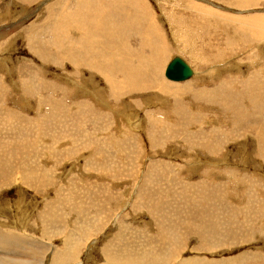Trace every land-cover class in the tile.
I'll return each mask as SVG.
<instances>
[{
    "label": "rangeland",
    "instance_id": "rangeland-1",
    "mask_svg": "<svg viewBox=\"0 0 264 264\" xmlns=\"http://www.w3.org/2000/svg\"><path fill=\"white\" fill-rule=\"evenodd\" d=\"M82 1L87 3L83 4L85 9L82 13L71 10ZM148 1L149 13L157 23L146 24L145 29L140 30L145 37L143 42L123 34L120 16L134 12L127 0H103V3L100 0H0V152L9 154L7 158L11 160L7 159L6 163H12L6 168L12 166L11 173L15 170L22 176L28 169L33 170L32 174L21 178L18 174L14 176L16 179L10 176L8 185L0 188V231L20 233L19 236L32 239L28 248L38 251L39 255L32 264H56L69 244L80 235L79 231L84 229L92 232L89 234L92 236L87 237L91 242L97 240L98 244L90 255L92 259L88 257L89 261L86 253L82 254L83 264L99 263L100 257L96 252L110 240L121 252L145 248L141 241L148 236L151 239L149 244L155 245L157 239L148 232L157 227H162L166 234L172 236L175 227L186 231L183 237L185 248L192 247V251H178L179 260L195 256L220 261L246 253L248 264H253L259 256L251 257L250 254L264 253V236L259 232L264 229V155L261 152L262 157H256L255 153L262 145L259 146L253 135L258 129L264 132V97H247L244 103L234 99L240 97L242 90L252 89V86L253 89H264L262 24L260 21L232 18L237 15H212L208 8L199 6V9L192 5L177 9L191 14L187 20L195 18L208 23L209 31L214 35L198 32L200 29L175 33L169 21L178 16L173 10L176 3L166 2L167 5L163 6L158 5L159 0ZM88 3H95V6ZM125 5L126 9L122 10ZM53 10L59 15L52 17ZM240 13L264 14V6L241 9ZM95 15L99 17L95 18ZM219 19L224 20L226 26L241 27L256 33L259 38L247 40L242 33L220 32L221 26L218 25L219 34L215 30ZM66 20L69 21L64 23L62 30L52 26ZM86 31L87 36H82ZM102 32L108 33L102 36ZM79 33L82 37L78 38ZM182 33H188L185 38H192L189 48L183 45L187 39L180 37ZM234 36L236 39L232 40ZM40 37L42 39L38 40ZM80 37H87L94 46L85 43L88 40L80 43ZM63 38L64 43L61 41ZM251 42L255 44L249 46ZM86 49L91 50L88 52ZM189 49L194 50L193 53ZM174 57L183 59L194 72L190 79L175 85L163 76ZM82 60L86 64L84 69L78 68ZM100 68L104 70L100 71ZM103 72L105 74L101 76ZM105 83L114 88L107 89ZM130 85H138L137 90L128 91L132 88ZM198 90H203L204 96L209 98H200ZM253 100L259 101L250 109L248 106ZM184 114L190 119L177 121L185 117ZM148 116L157 118L161 127L152 125ZM158 128H161L159 133H152L154 129L159 131ZM202 148L214 149L217 154H208ZM44 179L47 182L42 186L40 181ZM70 190L72 194L78 193V197H67ZM85 206L95 208L90 211V214L98 213L95 221L90 214L86 219L78 215L82 208H88ZM238 223H243V226L236 229ZM254 226L257 230L252 239L240 237L244 230L247 235L248 229ZM198 228L200 231H196ZM200 234H203L202 238ZM218 235L223 237L218 238ZM209 242L211 246H208ZM0 256L17 261L29 260V256L15 253V250ZM73 262L78 264V258ZM222 264L227 263L224 261Z\"/></svg>",
    "mask_w": 264,
    "mask_h": 264
},
{
    "label": "bare ground",
    "instance_id": "bare-ground-1",
    "mask_svg": "<svg viewBox=\"0 0 264 264\" xmlns=\"http://www.w3.org/2000/svg\"><path fill=\"white\" fill-rule=\"evenodd\" d=\"M103 1V0H102ZM101 0H100V2L101 3H103ZM198 0H196V2H197ZM200 1V0H199ZM205 1V0H204ZM218 1V0H217ZM224 1V0H223ZM226 1H229L230 3H228V4H231V5H233V6H235V7H237V8H239V9H247V8H251V7H257V6H264V0H226ZM94 2H96V0H94ZM201 2V1H200ZM81 3V5H79V6H76L75 8H71V10H74V11H77V12H79V13H82L83 11H82V9L84 8L85 9V7H83L84 5L83 4H87L86 3V1H82V2H80ZM116 3H117V1H116ZM127 3L130 5V7L132 8V11H134L133 13H131V14H126V13H123V14H121V16H120V19H121V23H122V28L124 29V36L125 37H127V38H130V39H132V40H134V39H136V40H140V41H143V42H145V39H143V32L142 31H140L143 27H145L144 26V20H142V19H137V18H139L140 16H147V13L149 14V17L151 18V14L149 13L150 11H151V8H150V6L148 5V3H147V0H127ZM202 3V2H201ZM88 4H90L91 6H95V3H88ZM163 6L164 5H167V3L166 2H162L161 3ZM200 4V3H199ZM217 4V3H216ZM215 4V5H216ZM227 4V3H226ZM89 5V6H90ZM219 5V4H218ZM104 6V5H103ZM124 6V5H123ZM207 6V5H206ZM211 6V5H210ZM118 7V6H117ZM122 7V6H121ZM129 7V8H130ZM180 7H182L180 4H177L176 3V9H173L175 12H177V10H178V12H179V9H177V8H180ZM208 7V6H207ZM214 7V6H213ZM218 7V6H217ZM228 7V6H227ZM59 8H61V7H59ZM93 9H95V7H92ZM110 8V7H109ZM120 8V7H119ZM128 8V7H127ZM128 8V9H129ZM212 8V7H211ZM215 8V7H214ZM124 9H126V5H125V7H123L122 8V10H124ZM232 9V8H231ZM55 10V9H54ZM54 10L53 11H51V16L52 15H56L57 13H55L54 12ZM116 10V9H115ZM115 10L113 11V15L115 16ZM211 13H212V15H225V16H229L226 12H225V14H220V13H217V12H215V11H212V10H210V9H208ZM223 10V9H222ZM235 10V9H234ZM248 10H250V9H248ZM56 11V10H55ZM120 11H121V8H120ZM172 11V10H171ZM183 11V10H182ZM229 11V10H228ZM240 11V10H239ZM89 12H90V10H89ZM103 12V11H102ZM230 12V11H229ZM256 12V11H255ZM120 13V12H119ZM179 13H181V11L179 12ZM184 13L185 14H182V15H184L183 17H181V20H187V18L189 17V16H191V14H189L188 12H186L185 10H184ZM235 13V12H234ZM50 14V13H49ZM60 14H62V13H60ZM75 14V13H74ZM99 14V13H98ZM230 14V13H229ZM263 14V13H262ZM262 14H260V13H258L257 15H251V14H244V15H241V18H239L238 16H235V17H233L232 16V18H234V19H250V20H253V21H260L261 22V24H262V27H263V29H264V14L262 15ZM57 15H59V14H57ZM89 15V14H88ZM106 15V14H105ZM109 15V14H108ZM107 15V16H108ZM137 15H140V16H137ZM181 15V16H182ZM110 16V15H109ZM180 16V15H179ZM52 17H55V16H52ZM63 17H64V14H63ZM89 18H90V16H88ZM99 17V16H98ZM98 17H96V15H95V18H98ZM104 17V16H103ZM178 17V16H177ZM229 17H231V15L229 16ZM56 18H57V16H56ZM66 18V17H65ZM88 18V19H89ZM94 18V17H93ZM113 18V17H112ZM146 18V17H145ZM179 18V17H178ZM61 19H62V16H61ZM107 19H109V18H107ZM137 19V20H136ZM193 19H195V18H193ZM193 19H191V20H189V21H192ZM84 20V19H83ZM85 20H86V18H85ZM92 20V19H91ZM90 20V21H91ZM146 20H148V19H146ZM170 20V19H169ZM174 20H176V19H174ZM195 20H197V19H195ZM57 21V20H56ZM67 21H69V20H66V21H59L58 23H53V25L52 26H54V28H56V29H58V30H62L63 29V27L65 26L64 25V23L65 22H67ZM90 21L88 22L89 24H91L90 23ZM96 21V20H95ZM109 21V20H108ZM113 21H114V18H113ZM112 21V22H113ZM152 21V20H151ZM198 21V20H197ZM82 22V21H81ZM80 22V23H81ZM104 22V21H103ZM150 22V21H149ZM148 22V23H149ZM153 22H154V20H153ZM152 22V23H153ZM176 22H178L177 20H176ZM176 22H173V23H175L176 24ZM187 22V21H186ZM192 22H194V21H192ZM47 23V22H46ZM93 23V22H92ZM102 23V22H101ZM157 23V22H156ZM182 23H184V22H182ZM189 23V22H188ZM197 24L199 23V22H196ZM94 24H95V22H94ZM96 24H98V22L96 23ZM105 24H106V20H105ZM107 24H109L108 22H107ZM181 24V23H180ZM47 25V24H46ZM91 25H93V24H91ZM99 25V24H98ZM104 25V24H103ZM113 25V24H112ZM117 25V24H116ZM150 25V24H149ZM172 25V24H171ZM184 25V24H183ZM188 25H190V24H188ZM192 25H193V23H192ZM190 26V27H193V26ZM218 25L219 26H222V27H224V28H226V29H228L229 30V32L231 31V32H236V33H242V35L243 36H245L246 37V39L248 40V39H254V38H257L258 37V35L256 34V33H254V32H252V31H249V30H245V29H243V28H241V27H229V26H226L225 25V22H224V20H222V19H219V21L217 22V24H216V29L215 30H217L218 31V33H219V27H218ZM51 26V27H52ZM80 26V25H79ZM94 26V25H93ZM92 26V27H93ZM106 26V25H105ZM105 26H104V28H105ZM107 26H109V25H107ZM106 26V27H107ZM115 26V25H114ZM185 26H187V25H185ZM185 26H183L182 28H183V30H184V27ZM197 26V25H196ZM195 26V27H196ZM90 27V26H89ZM91 27V28H92ZM101 27V26H100ZM194 27V28H195ZM198 27V26H197ZM208 27V26H207ZM50 28V27H49ZM82 28V27H81ZM95 28H96V26H95ZM102 28V27H101ZM103 28V29H104ZM119 28V27H118ZM152 28V27H151ZM211 27L209 26L208 27V33L209 34H212V35H214V33L213 32H211V31H209V29H210ZM41 29V28H40ZM93 29V28H92ZM102 29V31H104ZM112 29V28H111ZM110 29V30H111ZM114 29V28H113ZM187 29H188V26H187ZM197 30H198V28H196ZM199 29H200V26H199ZM203 29H204V27H203ZM221 29V28H220ZM55 30V29H54ZM77 30H79L80 31V29H77ZM85 30V29H84ZM97 30V29H96ZM120 30H121V28H120ZM179 30H181V29H179ZM71 31V30H70ZM82 31V30H81ZM99 31V30H98ZM98 31H97V33H98ZM101 31V30H100ZM105 31H109V30H105ZM104 31V32H105ZM116 31V30H115ZM185 31H187L186 30V28H185ZM185 31H180V34H181V32H185ZM222 31H223V28H222ZM222 31H220V32H222ZM226 31V30H225ZM224 31V32H225ZM45 32V30L43 31V33ZM63 32H64V30H63ZM92 32L94 33L95 31L94 30H92ZM92 32H90V33H92ZM112 32H113V30H112ZM177 31H175V33H176ZM198 32H203V30H202V28L198 31ZM37 33H38V30H37ZM40 33V32H39ZM46 33V32H45ZM49 33V32H48ZM58 33V32H57ZM60 33V32H59ZM73 33V32H72ZM74 33H76V32H74ZM82 33V32H81ZM86 33H88L87 31L84 33V35H82V36H87V34ZM103 33V32H102ZM106 33H108V32H106ZM105 33V34H106ZM116 33V32H115ZM145 33H147V31L145 32ZM153 33V32H152ZM183 33H182V35H183ZM104 33L102 34V36L103 35H105ZM110 34H112V33H110ZM178 34V33H177ZM179 34V35H180ZM187 34L188 33H186L185 35H183V36H181L180 35V37H182V39H183V37L185 36H187ZM220 34V33H219ZM37 34L35 33L34 34V36H36ZM42 35L43 34H41V37H42ZM56 35H58V34H56ZM55 35V36H56ZM64 35H66V34H63V36ZM94 35V34H93ZM108 35V34H107ZM152 35V34H151ZM163 35V34H162ZM208 35V34H207ZM225 35H227V34H225ZM237 35V34H236ZM31 36V35H30ZM30 36H28V37H30ZM40 36V35H39ZM38 36V37H39ZM52 36V35H51ZM59 36V35H58ZM79 36H81L80 35V33H79V35H77L76 37H78L79 38ZM81 36V37H82ZM101 36V35H100ZM99 36V37H100ZM153 36V35H152ZM152 36H150V37H152ZM164 36V35H163ZM210 36V35H209ZM242 36V37H243ZM37 38L38 40L39 39H42V38ZM54 37V36H53ZM57 37V36H56ZM62 37V35L60 36V38ZM75 37V36H74ZM81 37H80V39H81ZM94 37V36H93ZM174 38H176V39H178L176 36H173ZM184 37V38H185ZM189 38H185V40H186V42L185 41H183L182 39H180V40H182L183 42H185V43H183V45H192L191 44V40L190 39H192V38H190V36H188ZM204 37V36H203ZM211 37V36H210ZM223 37V36H222ZM235 37V36H234ZM241 37V36H240ZM241 37V38H242ZM33 38V37H32ZM44 38V37H43ZM69 38V37H68ZM68 38H67V40H68ZM106 38V37H105ZM145 38V37H144ZM233 38V37H232ZM238 38V37H237ZM259 38V37H258ZM28 39V38H27ZM36 39V40H37ZM45 39V38H44ZM43 39V40H44ZM57 39V38H56ZM55 39V40H56ZM65 38H63V40H61L62 42L63 41H65L64 40ZM78 40L80 43L81 42H83V41H85V40H88V38L87 37H83L81 40ZM96 39V38H95ZM98 39V38H97ZM101 39V38H100ZM153 39H155V37L153 38ZM204 39V38H203ZM234 39H236V37L235 38H233L232 40H234ZM31 40V39H30ZM70 40V39H69ZM72 40H75L74 38H72ZM105 40V39H104ZM121 41H122V39H120ZM152 40V39H151ZM179 40V41H180ZM208 40H210V38L208 39ZM231 40V41H232ZM238 40V39H237ZM241 40V39H240ZM46 41V40H45ZM71 41V40H70ZM95 41V40H94ZM99 41H101V40H99ZM128 41V40H127ZM181 41V42H182ZM194 41H196L195 40V38H194ZM202 41V40H201ZM242 41H243V39H242ZM253 41V40H252ZM262 41V40H261ZM37 42V41H36ZM42 42V41H41ZM66 42V41H65ZM78 42V43H79ZM95 42H97V41H95ZM153 42V41H152ZM152 42H150V43H152ZM236 42V41H235ZM44 43V42H43ZM58 43L59 42H57V45H58ZM61 43V42H60ZM64 43V42H63ZM85 43H89L90 45H92L93 44V46H94V43H92V41H89L88 40V42H85ZM110 43V42H109ZM108 43V45H110ZM114 43V42H113ZM142 43V42H141ZM157 43H159V40H158V42ZM166 43V42H165ZM187 43V44H186ZM237 43V42H236ZM240 43V42H239ZM254 43V42H253ZM252 42L249 44V46L251 45V44H253ZM258 43H259V41H258ZM50 44V43H49ZM52 44V43H51ZM83 44V43H82ZM124 44V43H123ZM145 44V43H144ZM153 44V43H152ZM241 44V43H240ZM248 44V43H247ZM255 44V43H254ZM44 45H46V44H44ZM56 45V44H55ZM75 45V44H74ZM86 45V44H85ZM85 45H83V46H85ZM101 45V44H100ZM155 45V44H154ZM178 45V44H177ZM180 45V44H179ZM182 45V46H183ZM239 45V44H238ZM258 45V44H257ZM256 45V46H257ZM61 46H63L62 44H61ZM67 46V45H66ZM111 46V45H110ZM109 46V47H110ZM181 46V45H180ZM189 46H188V48H189ZM228 47H230L229 45H227ZM246 46V45H245ZM244 46V47H245ZM253 46V45H252ZM46 47H48V46H46ZM52 47V46H51ZM59 47V46H58ZM68 47V46H67ZM66 47V48H67ZM71 47H74V46H71ZM97 47V46H96ZM99 47V46H98ZM108 47V48H109ZM114 47V46H113ZM122 47V46H121ZM127 47V46H126ZM158 47V46H157ZM168 47V46H167ZM236 47V46H235ZM241 46H239V48H240ZM254 47H255V45H254ZM53 48V47H52ZM55 48H57V47H55ZM61 47H59V49H60ZM75 48V47H74ZM88 48V47H87ZM101 48H103V47H101ZM111 48H112V46H111ZM155 48V47H154ZM175 48H176V46H175ZM185 48H187V47H185ZM192 48V47H191ZM257 48H258V46H257ZM49 49H50V47H49ZM62 49V48H61ZM60 49V50H61ZM64 49V48H63ZM71 49V48H70ZM76 49V48H75ZM107 49V48H106ZM110 49V48H109ZM113 49V48H112ZM161 49V48H160ZM170 48H168V50H169ZM234 49V48H233ZM50 50H52V49H50ZM66 50V49H65ZM64 50V51H65ZM87 50V49H86ZM91 50V49H90ZM90 50L88 51V52H90ZM114 50V49H113ZM125 50H127L126 48H125ZM153 50V49H152ZM181 50V49H180ZM185 51V53H187L186 52V49H184ZM189 50H191L192 51V53H193V51L194 50H192V49H189ZM57 51H59V50H57ZM63 51V50H62ZM61 51V52H62ZM67 51V50H66ZM65 51V52H66ZM103 51V50H102ZM230 51V50H229ZM238 51V50H237ZM243 51V50H242ZM48 52V51H47ZM68 52V51H67ZM111 52V51H110ZM163 52V51H162ZM183 52V51H182ZM240 52V51H239ZM69 53V52H68ZM103 53V52H102ZM101 53V54H102ZM112 53V52H111ZM168 53V52H167ZM181 53V52H180ZM188 53H189V51H188ZM195 53V52H194ZM238 53V52H237ZM53 54V53H52ZM59 54V53H58ZM85 54H87V53H85ZM104 54H106V53H104ZM118 54V53H117ZM169 54V53H168ZM168 54L167 55H165V57L166 56H168ZM236 54V53H235ZM51 55V54H50ZM92 55H93V53H92ZM96 55V54H95ZM103 55V54H102ZM188 55V54H187ZM195 56V54H192V56ZM60 56V55H59ZM68 56V55H67ZM70 56V55H69ZM73 56V55H72ZM75 56H76V54H75ZM86 56V55H85ZM90 56V55H89ZM191 56V57H192ZM235 56V55H234ZM47 57H49V56H47ZM51 58H52V56H50ZM78 57V56H77ZM76 57V58H77ZM98 57V56H97ZM105 57V56H104ZM107 57V56H106ZM111 57V56H110ZM122 57V56H121ZM120 57V58H121ZM189 57V56H188ZM196 57V56H195ZM46 58V57H45ZM54 58L56 59V58H58V57H55L54 56ZM53 58V59H54ZM74 58V57H73ZM84 58V57H83ZM197 58V57H196ZM237 58V57H236ZM52 59V60H53ZM54 59V60H55ZM81 58H79V60H80ZM99 59H100V57H99ZM112 59H116V58H112ZM117 59H118V57H117ZM123 59V58H122ZM192 59V58H191ZM239 59V58H238ZM70 60H72V59H70ZM77 60H78V58H77ZM84 60V59H83ZM82 60V63H81V67H78V68H83L84 69V67H86V64L84 63V61ZM88 60H89V58H88ZM97 60V59H96ZM101 60V59H100ZM107 60H108V58H107ZM118 60H120V59H118ZM154 60V59H153ZM156 60V59H155ZM154 60V61H155ZM50 61V60H49ZM57 61L58 60H56L55 62L57 63ZM81 61V60H80ZM90 61H92V58H91V60ZM124 61V60H123ZM127 61V60H126ZM235 61V60H234ZM71 62V61H70ZM75 62V61H74ZM96 62V61H95ZM109 62V61H108ZM111 62V61H110ZM125 62V61H124ZM153 62V61H152ZM156 62H158V60L156 61ZM59 63V62H58ZM57 63V64H58ZM112 63V62H111ZM148 63V62H147ZM85 64V65H84ZM92 64V63H91ZM104 64V63H103ZM120 64H122V63H120ZM127 64H128V62H127ZM143 64V63H142ZM150 64V63H149ZM154 64V63H153ZM159 64V63H158ZM234 64V63H233ZM237 64V63H236ZM77 65V64H76ZM100 65V64H99ZM98 65V66H99ZM108 65V64H107ZM111 65V64H110ZM126 65V64H125ZM138 65V67H139V64H137ZM136 65V66H137ZM144 65H146V64H144ZM240 65V64H239ZM123 66H124V64H123ZM129 66H130V64H129ZM128 66V67H129ZM148 66H150V65H148ZM152 66V65H151ZM161 66H162V63H161ZM223 66V65H222ZM221 66V67H222ZM232 67H234L233 65H231ZM95 67V66H94ZM126 67V66H125ZM140 67H142V66H140ZM154 67V66H153ZM158 67V66H157ZM165 67V66H164ZM163 67V68H164ZM224 67L226 68V66L224 65ZM97 68V69H96ZM95 69L97 70V72H99L98 71V67H96ZM111 68H114L115 69V67H111ZM110 68V69H111ZM117 68V67H116ZM120 68V67H119ZM124 68V67H123ZM122 68V69H123ZM135 68V67H134ZM133 68V69H134ZM144 68V67H143ZM149 68V67H148ZM218 68V67H217ZM219 68H220V66H219ZM92 69H94V68H92ZM101 69V68H100ZM103 69V68H102ZM102 69L100 70V71H102ZM125 69H127V68H125ZM132 70V68H129V70ZM136 70H137V67L135 68ZM220 69H222V68H220ZM227 69V68H226ZM104 70V69H103ZM129 70H125V71H129ZM153 70V69H152ZM155 70V69H154ZM215 70V69H214ZM75 71H76V69H75ZM107 71V70H106ZM105 71V72H106ZM112 71V70H111ZM120 71V70H119ZM159 71V70H158ZM163 71V70H162ZM165 71V70H164ZM97 72H95V73H97ZM109 72V71H108ZM114 72V71H113ZM116 72H117V70H116ZM126 72V73H127ZM137 72L138 71H136L135 73L137 74ZM141 72H144V71H141ZM161 72V71H160ZM215 72V71H214ZM216 72H218V70L216 69ZM135 73H133V75L135 74ZM140 73V72H139ZM164 73V72H163ZM194 73V72H193ZM74 74V73H73ZM98 74V73H97ZM99 74H101V73H99ZM104 72H103V74H101V76L103 75L104 76ZM128 74V73H127ZM149 74V73H148ZM155 74H156V72H155ZM154 74V76H156ZM157 74H158V72H157ZM159 74H161V73H159ZM158 74V75H159ZM123 75V74H122ZM125 75V74H124ZM129 75V74H128ZM131 76H133L132 74H130ZM142 75V74H141ZM194 75V74H193ZM76 76V75H75ZM120 76V75H119ZM143 76V75H142ZM149 75H147V77H148ZM164 76V75H163ZM242 76V75H241ZM260 76H262L263 77V75L261 74ZM107 77V76H106ZM141 77V76H140ZM140 77H139V79H140ZM144 77V76H143ZM198 77H199V74H198ZM74 78V77H73ZM104 78V77H103ZM112 77H111V75H110V79H111ZM123 78H124V76H123ZM123 78H121V80L123 79ZM133 78H137V77H134L133 76ZM200 78H201V76H200ZM106 79V78H105ZM110 79L108 78L107 79V81L109 80L110 81ZM114 79H115V76H114ZM144 79V78H143ZM117 80V79H116ZM116 80H114V81H116ZM137 80V79H136ZM147 80V79H146ZM200 80V79H199ZM126 81V80H125ZM138 81V80H137ZM158 81V80H157ZM111 82H112V80H111ZM168 82H173V81H169L168 80ZM184 82V81H183ZM108 84H109V82H107ZM125 83V82H124ZM134 82H132V84H133ZM174 83V85H175V83H180V82H173ZM172 83V84H173ZM106 84V83H105ZM116 84V83H115ZM128 84V83H127ZM131 84V85H132ZM136 84V83H135ZM142 84H143V82H142ZM149 85H150V83H148ZM26 85V84H25ZM44 85V84H43ZM107 85V84H106ZM109 85H111V84H109ZM122 85V84H121ZM130 85V86H131ZM49 86V85H48ZM108 86V85H107ZM127 86V85H126ZM133 86V85H132ZM131 86V87H132ZM262 86V85H261ZM36 87H38V86H36ZM111 87H113V86H111ZM110 86H108L107 87V89L108 88H111ZM137 87H138V85H135L134 87H132V88H130L129 90H128V88H129V85H128V88H127V90L128 91H130V92H132V91H136L137 90ZM245 87V86H244ZM61 88V87H60ZM114 88V87H113ZM118 88H120V86L118 87ZM118 88H116V89H118ZM246 88V87H245ZM251 88V87H250ZM62 89V88H61ZM116 89H114V90H116ZM124 89V88H123ZM123 89H121L123 92L124 91H126V90H123ZM126 89V88H125ZM140 89H141V87H140ZM160 89H162L163 90V87H161ZM199 89V88H198ZM59 90V89H58ZM81 90V89H80ZM161 90V91H162ZM38 91V90H37ZM109 91V90H108ZM110 91H111V89H110ZM109 91V92H110ZM238 91V90H237ZM39 92V91H38ZM43 92V91H42ZM109 92H107V93H109ZM113 92V91H112ZM118 92V91H117ZM116 92V93H117ZM151 92V91H150ZM40 93V92H39ZM59 93V92H58ZM114 93V92H113ZM126 93H128V92H126ZM241 95H240V97L238 98V97H234V99H236L237 101H242L243 103L245 102V99L247 98V97H256V98H258V99H260L261 97H264V89H256V88H254L253 89V86H252V89H248V90H242L241 92ZM36 94V93H35ZM57 94V93H56ZM164 93H163V91H162V95H163ZM230 94H232V93H230ZM239 94V93H238ZM43 95V94H42ZM108 95V94H107ZM127 95V94H126ZM125 95V96H126ZM178 95V94H177ZM51 96V95H50ZM49 96V97H50ZM54 96V95H53ZM57 96H58V94H57ZM114 96L116 97V95L114 94ZM117 96H118V94H117ZM167 96H169V95H167ZM198 96L200 97V98H209V97H206V96H204V92H203V90H198ZM119 97V96H118ZM213 97V96H212ZM38 98H40V97H38ZM62 98V97H61ZM106 98V97H105ZM124 98V97H123ZM128 98V97H127ZM131 98H132V96H131ZM45 99H46V97H45ZM48 99V98H47ZM50 99V98H49ZM48 99V100H49ZM55 99V98H54ZM57 99V98H56ZM102 99V98H101ZM263 99V98H262ZM41 100V99H40ZM44 100V99H43ZM61 100V99H60ZM168 100V99H167ZM132 102H133V100H131ZM258 101L259 100H253V101H251L250 102V106H248V107H250V109H252V108H254L255 107V105L258 103ZM56 102V101H55ZM99 102V101H98ZM114 103H115V101H114ZM52 104V103H51ZM60 104V103H59ZM54 105V104H53ZM56 105V104H55ZM70 105V104H69ZM46 106V105H45ZM63 106H64V104H63ZM48 107V106H47ZM59 107V106H58ZM258 107V106H257ZM81 109V108H80ZM92 109V108H91ZM82 110V109H81ZM180 109H178V111H179ZM88 111V110H87ZM264 111V110H263ZM86 112V111H85ZM96 112V111H95ZM183 112V111H182ZM77 113V112H76ZM97 113V112H96ZM99 113V112H98ZM153 113H155L154 111H153ZM166 113V112H165ZM169 113H170V111H169ZM180 113V112H179ZM160 114V113H159ZM66 115V114H65ZM166 115H167V113H166ZM180 115V114H179ZM183 115V114H182ZM185 115V114H184ZM72 117H73V115H71ZM156 116V115H155ZM159 116V115H158ZM168 116V115H167ZM148 117H150V116H148ZM157 117V116H156ZM155 117V118H156ZM160 117V116H159ZM62 118V117H61ZM151 119H150V122H151V124L152 125H154V126H157V127H161L160 125H158L157 124V118L156 119H154L153 117H150ZM182 118H183V120H186L187 118H189L187 115H185V117L184 116H182L181 117V120H177V121H179V122H182L183 120H182ZM262 118V117H261ZM88 119V118H87ZM149 119V118H148ZM159 119V118H158ZM190 119V118H189ZM73 120V119H72ZM89 120V119H88ZM87 121V120H86ZM74 122V121H73ZM149 122V123H150ZM60 123V122H59ZM63 123H65V122H63ZM94 123V122H93ZM150 124V125H151ZM160 124V123H159ZM163 124V123H162ZM234 124H237V123H234ZM251 125V124H250ZM86 126V125H85ZM96 126V125H95ZM164 126V124L162 125V127ZM186 126V125H185ZM249 126V125H248ZM97 127H98V125H97ZM96 127V128H97ZM166 127V126H165ZM164 127V128H165ZM228 127H231L230 125L228 126ZM39 128V127H38ZM92 128V127H91ZM93 128H94V126H93ZM249 128V127H248ZM90 129V128H89ZM159 129V131H157L156 129H154V130H152V133L154 132H160L161 131V128H158ZM172 129V128H171ZM250 129V128H249ZM85 130V129H84ZM96 130V129H95ZM262 130V129H261ZM75 131V130H74ZM97 131H99L98 129H97ZM250 131H251V129H250ZM100 132H102V131H100ZM99 132V133H100ZM172 132V131H171ZM183 132V131H182ZM221 132V131H220ZM223 132V131H222ZM221 132V133H222ZM66 133V132H65ZM147 133V132H146ZM168 133H169V131H168ZM246 133V132H245ZM52 134H54V133H52ZM93 134H94V132H93ZM132 134V133H131ZM163 134V133H162ZM161 134V135H162ZM183 134V133H182ZM224 133H222V135H223ZM244 134V133H243ZM56 135V134H55ZM72 135V134H71ZM96 135V134H95ZM133 135V134H132ZM146 135V134H145ZM155 135V134H154ZM171 135H172V133H171ZM254 136H256V139H257V142H259L260 144H259V146L260 145H262V147L260 148L259 146V150H257L256 151V153H255V155H256V157L257 156H259V157H262V155H261V152L263 153V155H264V132H262V131H260L259 129L258 130H256V131H254V134H253ZM65 136V135H64ZM163 136V135H162ZM167 136H168V134H167ZM96 137V136H95ZM158 137H160V136H158ZM174 137V136H173ZM68 138H70V137H68ZM67 138V139H68ZM142 138V137H141ZM146 138H150V139H152L151 137H147L146 136ZM155 138V140L157 139V137H154ZM165 138V140H166V137H164ZM168 138V137H167ZM170 138V137H169ZM182 138H185L184 136L182 137ZM223 138V137H222ZM66 139V138H65ZM84 139H86V138H84ZM161 139V138H160ZM162 139H163V137H162ZM161 139V140H162ZM225 139V138H224ZM230 139V138H229ZM97 140V139H96ZM147 140H149V139H147ZM158 140V139H157ZM175 140H176V138H175ZM238 140V139H237ZM99 141V140H98ZM124 141H126V140H124ZM130 141V140H129ZM154 141V140H153ZM236 141V140H235ZM68 142H69V140H68ZM70 142H72V141H70ZM74 142V141H73ZM76 142V141H75ZM155 142V141H154ZM157 142V141H156ZM167 142V141H166ZM225 142V141H224ZM238 142V141H237ZM66 143V142H65ZM97 143V142H96ZM102 143V142H101ZM170 143H172V142H170ZM226 143V142H225ZM168 144V143H167ZM224 144V143H223ZM228 144V143H227ZM230 144V143H229ZM258 144V143H257ZM10 145V144H9ZM163 145H166V144H163ZM169 145V144H168ZM168 145H166V147L168 146ZM184 145V144H183ZM221 145V144H220ZM68 146V145H67ZM132 146V145H131ZM155 146H158V145H155ZM159 146H161V145H159ZM216 146V145H215ZM214 146V147H215ZM2 147V146H1ZM212 147V146H211ZM210 147V148H211ZM213 147V148H214ZM247 147V146H246ZM117 148V147H116ZM157 148V147H156ZM159 148V147H158ZM161 148V147H160ZM210 148H202L203 149V151H206V152H208V154H217V152L216 151H214V149L212 150V149H210ZM1 149V148H0ZM95 149H97V148H95ZM216 149V148H215ZM219 149V148H218ZM156 150V149H155ZM154 150V151H155ZM238 150V149H237ZM6 151V150H5ZM126 151V150H125ZM122 152V151H121ZM127 152V151H126ZM205 152V153H206ZM4 153V152H3ZM117 153V152H116ZM123 153V152H122ZM129 153V152H128ZM222 153V152H221ZM235 153V152H234ZM0 154H1V152H0ZM141 154V153H140ZM207 154V155H208ZM7 155H9V154H7L6 152H5V154L4 155H0V159H4V160H6V161H1L0 160V164H2V167H1V169H0V188L1 187H3V186H7L8 185V183H9V181H7L9 178H10V176H11V178H13L15 175H17L18 174V176H20V178L22 177V176H27L28 175V173L29 174H32L33 173V170L32 169H28V171L26 172V173H24V174H22V176L19 174V173H16L17 171H13V173H11L10 171L12 170V166L11 167H8V168H6V166H8V165H10V163H12L11 161H8L9 163H6L7 162V159L8 160H11V158H7ZM122 155V154H121ZM219 155V154H218ZM255 155H254V157H255ZM59 156V155H58ZM68 156V155H67ZM212 156V155H211ZM122 157V156H121ZM260 159V158H259ZM54 172V171H53ZM14 173H16V174H14ZM15 178V177H14ZM16 179V178H15ZM21 180V179H20ZM45 180V179H44ZM16 181V180H15ZM14 181V182H15ZM49 181V180H48ZM45 182H47V180H45V181H40V183H41V185L43 186V184L45 183ZM50 182V181H49ZM16 183V182H15ZM28 183H32V182H30V181H28ZM96 185V184H95ZM108 185V184H107ZM90 186V185H89ZM88 186V187H89ZM97 186V185H96ZM87 187V188H88ZM91 187V186H90ZM92 188V187H91ZM101 188V187H100ZM105 188V187H104ZM109 188V187H108ZM90 189V188H89ZM102 189V188H101ZM91 190V189H90ZM102 190H104V189H102ZM89 191V190H88ZM94 191H96V190H94ZM106 192V191H105ZM91 194V193H90ZM93 194V193H92ZM89 195V194H88ZM97 195V194H96ZM99 195V194H98ZM97 195V196H98ZM78 197V193H71V190L70 191H68V195H67V197H70L71 199H74L75 197ZM106 196V195H105ZM97 198V197H96ZM100 198V197H99ZM94 199V198H93ZM103 199V198H102ZM63 201V200H62ZM82 201V200H81ZM99 201V200H98ZM100 201H102V200H100ZM99 201V202H100ZM104 201V200H103ZM64 202V201H63ZM65 202L66 203H68V200H65ZM106 202V201H105ZM199 202V201H198ZM78 203V202H77ZM77 203H76V205H77ZM52 204V206L55 204V203H51ZM65 204V203H64ZM64 204H62V206L64 205ZM58 205V204H57ZM55 206V205H54ZM81 206V205H80ZM193 206V205H192ZM204 206L206 207V205L204 204ZM78 207H79V205H78ZM85 207H88V206H85ZM185 207V206H184ZM187 207V206H186ZM196 207V206H195ZM194 207V208H195ZM53 208V207H52ZM65 208V207H64ZM94 207H88V208H86V210L84 209V208H82L81 209V211L79 212V216H81V217H83V218H85V217H87V215H89L90 214V211L93 209ZM57 209V208H56ZM56 209H54V210H56ZM63 209V208H62ZM79 209V208H78ZM95 209V208H94ZM203 209V208H202ZM52 210V209H51ZM73 210H74V208H73ZM192 210V209H191ZM65 211V210H64ZM69 211V210H68ZM76 211H78V210H76ZM75 211V212H76ZM184 211V210H183ZM195 212H197V211H195ZM64 213V212H63ZM66 213V212H65ZM70 213V212H69ZM78 213V212H77ZM184 213V212H183ZM198 213V212H197ZM68 214V213H67ZM182 214V213H181ZM96 215H98V213H95V214H90L89 216H91L92 218H93V220L95 221V219H96ZM185 215V214H184ZM76 217V216H75ZM78 218H80V217H78ZM81 219V218H80ZM86 219V218H85ZM159 219V218H158ZM198 219V218H197ZM160 220H162V219H160ZM206 220V219H205ZM87 221V220H86ZM86 221H84V223H86ZM89 221H91V220H89ZM94 221H92V222H94ZM4 222V221H3ZM17 222V221H16ZM99 222V221H98ZM167 222V221H166ZM80 224H81V222H79ZM156 223H157V221H156ZM185 223H187V220H186V222ZM101 224V223H100ZM196 224V223H195ZM82 225V224H81ZM91 225V224H90ZM97 225V224H96ZM162 225V224H161ZM0 226H1V223H0ZM95 226V225H94ZM94 226H93V228H94ZM156 226V225H155ZM189 226V225H188ZM201 226V225H200ZM212 226V225H211ZM239 226H243V223H238L235 227H236V229L239 227ZM253 226V225H252ZM85 227V226H84ZM180 227V226H179ZM198 227V226H197ZM196 227V228H197ZM81 228V227H80ZM87 228V227H86ZM92 228V229H93ZM99 228V227H98ZM213 228H214V224H213ZM82 229V228H81ZM91 229V230H92ZM200 228H198L196 231H198ZM256 230H257V226H254V227H250L249 229H248V234L246 235V230H244V232H243V236H240V237H243V238H245V239H248V238H250V239H252V237H254V233L256 232ZM94 231H96V228L94 229ZM93 231V232H94ZM103 231V230H102ZM188 231V230H187ZM191 231H193V230H191ZM200 231V230H199ZM264 231V229H260L259 230V232H260V234H263L262 235V237L264 236V233H262V232ZM97 232V231H96ZM119 232V231H118ZM194 232H195V230H194ZM19 233V232H18ZM79 233H80V235H77V238L74 240V241H72L70 244H69V246H68V248L62 253V255L60 256V258H59V260L56 262V264H73L74 262V260L76 259V258H78V264H83L81 261V256H82V254L85 252L86 253V258H87V260H88V257L90 258V259H92V257H90V255H91V253H93V251H94V248H95V246L98 244V242H97V240H95V239H93L94 241H92L91 242V239L89 238V237H87V235H89L90 233H92L90 230H88V229H84V230H81V231H79ZM143 233V232H142ZM146 233V232H145ZM184 233H186V231H182V230H180L179 228H174L173 229V236L172 235H169V234H166L165 232H164V229L162 228V227H157V228H154V230L152 231V232H148V234L150 235V236H153V237H155L156 239H157V242L156 241H154L156 244L155 245H151V244H149V241L151 240L150 238H149V236L147 237V238H144V239H142V243L143 244H145V248H140V249H137V250H134V249H130V250H128L127 252H121V251H118V248L114 245L115 243H114V241H113V243L111 242V240H110V242H108V243H105L103 246H101L100 247V249L98 248V250H97V252H96V255L98 256V257H100V261H99V263H97V264H222L224 261H226V263L227 264H248V261H247V259H246V257L244 256L246 253H240V254H238V256L236 257V258H234V259H228V260H220V261H216V260H212V259H208V258H202V257H189V258H183V259H181V260H179V257H178V251H190L191 250V248H189V247H187V248H185V245L186 244H184V242H185V240L183 239V237H184ZM188 233V232H187ZM190 233V232H189ZM197 233V232H196ZM205 234H206V232H204ZM23 234V233H22ZM101 234V233H100ZM125 234V233H124ZM134 234V233H133ZM204 234V235H205ZM20 235V233L19 234H16V233H14V232H1L0 231V255H6V251H13V250H15V253H18V254H20V255H24V256H29V260H27V261H17V260H13V259H11V258H0V264H32V261H33V259L34 258H36L37 256H39L38 255V251L36 252V250H34V249H32V248H28V246H30L31 245V242H32V239L30 238V237H26V236H19ZM117 234H115L114 236H116ZM121 235V234H120ZM189 235V234H188ZM201 235H203V234H200V237L202 238V236ZM89 236H92V235H89ZM119 236V235H118ZM125 236V235H124ZM196 236V235H195ZM206 236H207V234H206ZM252 236V237H251ZM96 237H98V236H96ZM119 237H121V236H119ZM221 237H223V236H220V235H218V238H221ZM240 237H238V239L240 238ZM121 238H123V237H121ZM136 238V237H135ZM196 238V237H195ZM200 238V239H201ZM207 238V237H206ZM257 238H259V237H257ZM264 238V237H263ZM197 239H198V237H197ZM233 240L234 239H236V237L235 238H232ZM255 239V238H254ZM262 239V238H261ZM203 240V239H202ZM216 240V239H215ZM259 240H260V238H259ZM135 241V240H134ZM206 242H208V240H205ZM226 241V240H225ZM132 243V242H131ZM137 243V242H136ZM204 243V242H203ZM203 243H202V245H203ZM89 244V246H87ZM92 244V245H91ZM120 244V243H119ZM118 244V245H119ZM122 244V243H121ZM127 244V243H126ZM201 244V243H200ZM199 244V245H200ZM188 245V244H187ZM212 245V243H208V246H211ZM127 246H129V245H127ZM196 246H198V244L196 245ZM195 247V246H194ZM231 247V246H230ZM198 248V247H197ZM200 248H202V247H199V249ZM194 249V248H193ZM196 249V248H195ZM206 249V248H205ZM198 250V249H197ZM202 250H204V249H202ZM217 250V249H216ZM247 250V249H246ZM260 250V249H259ZM258 250V251H259ZM116 251H118V252H120V254H118ZM192 251V250H191ZM207 251V250H206ZM210 251V250H209ZM255 251V250H254ZM257 251V250H256ZM66 252H70L69 254L68 253H66ZM244 252V251H243ZM247 252V251H246ZM192 253V252H191ZM248 253V252H247ZM251 253V251L249 252V254ZM253 254H254V252H252ZM180 255V254H179ZM251 255V257H253V256H256V257H258V261H255L254 259V262H253V264H264V253L263 252H260V254H254V255H252V254H250ZM1 257V256H0ZM4 257V256H3ZM183 257V256H182ZM69 258V259H68ZM231 258V257H230ZM250 260V259H249ZM257 260V259H256ZM89 261V260H88ZM85 263V262H84ZM90 263V262H89Z\"/></svg>",
    "mask_w": 264,
    "mask_h": 264
},
{
    "label": "crops",
    "instance_id": "crops-1",
    "mask_svg": "<svg viewBox=\"0 0 264 264\" xmlns=\"http://www.w3.org/2000/svg\"><path fill=\"white\" fill-rule=\"evenodd\" d=\"M202 3H201V2ZM198 0L197 2H196V0H163V1H161V0H159L157 3H158V5H160L162 2H168L169 4H172V3H177V4H180L182 7H184V6H188V7H191L192 5H195V6H197L196 8H199L200 9V7L199 6H201V7H205V8H208V9H210V10H212V11H215V12H217V13H220V14H225V12L230 16H232V15H243L244 13H240V11L239 10H241V9H239V8H237V7H235V6H233V5H231V4H228V3H230L229 1H226V0ZM147 3H148V5L150 6V3H149V1L147 0ZM156 3V4H157ZM200 3V4H199ZM217 3V4H216ZM227 3V4H226ZM216 4V5H215ZM219 4V5H218ZM208 7H207V6ZM211 5V6H210ZM215 8H214V7ZM218 6V7H217ZM228 6V7H227ZM212 7V8H211ZM232 8V9H231ZM223 9V10H222ZM235 9V10H234ZM183 9H179V12L181 11V13H179L178 12V10H177V14H178V17H175L174 19H176L178 22H176V20H173V21H169V23L170 24H172L173 26H174V31L176 30V31H178V32H180V31H185V28H186V30L187 31H185V32H194V31H198L199 30V26H200V29L202 28V30L204 31V32H207L208 31V27L210 26L208 23H204V22H201V21H197V20H195V19H193L192 21H194V22H192V21H189V20H181V17H183L184 15H182V14H185L184 13V10L182 11ZM230 12H229V11ZM242 10H245V9H242ZM189 12H192V10H188ZM175 12V11H174ZM235 12V13H234ZM172 13V12H171ZM230 13V14H229ZM180 15V16H179ZM182 15V16H181ZM146 17V18H145ZM137 19H142V20H144V25H146V24H149V23H152L153 22V20H154V22L153 23H156V21H155V19H154V17L153 16H151V18L149 17V14L147 13V16H140L139 18H137ZM136 19V20H137ZM146 19H148V20H146ZM152 20V21H151ZM150 21V22H149ZM183 21H187V22H189V23H193V25L195 24V25H197L198 27V30L196 29V28H194V26L193 27H190L191 26V24L190 25H188L189 23H186V22H184V23H182ZM149 22V23H148ZM173 22H176V24L175 23H173ZM196 22H199L198 24L196 23ZM181 23V24H180ZM184 24V25H183ZM185 25H187L188 26V29H187V26H185ZM183 26H185L184 27V30H183ZM208 26V27H207ZM203 27H204V29H203ZM222 28H223V31H229L228 29H226V28H224V27H222L221 26V31H222ZM145 29V27H143L141 30L143 31ZM179 29H181V30H179ZM143 38H144V35H143Z\"/></svg>",
    "mask_w": 264,
    "mask_h": 264
},
{
    "label": "water",
    "instance_id": "water-1",
    "mask_svg": "<svg viewBox=\"0 0 264 264\" xmlns=\"http://www.w3.org/2000/svg\"><path fill=\"white\" fill-rule=\"evenodd\" d=\"M164 76L173 82H183L193 76L191 67L180 57H174L166 66Z\"/></svg>",
    "mask_w": 264,
    "mask_h": 264
}]
</instances>
